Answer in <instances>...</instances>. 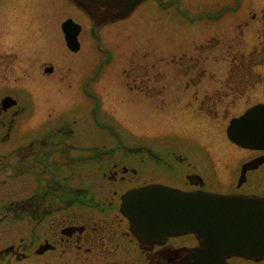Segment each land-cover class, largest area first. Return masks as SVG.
Wrapping results in <instances>:
<instances>
[{
  "label": "rangeland",
  "instance_id": "rangeland-1",
  "mask_svg": "<svg viewBox=\"0 0 264 264\" xmlns=\"http://www.w3.org/2000/svg\"><path fill=\"white\" fill-rule=\"evenodd\" d=\"M65 17L58 14L57 26L49 29L45 53L57 63L73 62L71 86L67 79L47 87L41 83H52L36 82L35 92L22 97L23 103L29 104L28 110L16 119L10 139L5 142L2 137H7L11 125H0V246L19 243L23 234L22 226H12V219L24 217V210L6 207V202L13 199L10 190L23 186L22 182H7L13 168L8 161L13 159V151L26 142L40 147L45 132L52 129L56 134L59 126L74 129L79 155H107L113 150L108 156L112 158L110 164L118 158L134 163L143 157V166L150 175L155 169L171 170L174 180L180 181L194 170L205 177L208 188L236 190L241 164L249 152L231 143L226 126L232 116L241 114L252 103L247 95L251 87L249 69L252 63L264 62V0H145L127 17L105 24L97 32L85 31L77 52H70L65 43L60 28ZM78 17L87 20L81 13ZM10 35L8 29H0L3 53L15 52ZM145 51L149 54L141 56ZM10 58L6 54L4 60ZM138 60L150 69L145 77L151 78L152 85L159 86L154 77L161 79V84L168 74H173V95H179L178 90H188L180 76L199 72L204 81L199 89L231 91L217 115L221 125H209L213 117L193 113L192 107L183 108L191 97L178 103L182 108L163 111L155 105L162 98L166 100V91L153 99L152 95L146 98L131 89L136 76L133 65ZM188 62L191 71L184 66ZM258 70L264 73V63L258 65ZM194 89L196 86L191 85L190 90ZM8 90L11 88L0 84V97ZM241 91L245 94L236 104ZM258 91L251 98L264 97V87ZM106 155L102 159L108 158ZM20 159L17 156L12 161L22 166ZM87 164L80 162L79 168L85 170ZM97 164L95 160L92 168L99 169ZM242 190L264 192L261 170L249 173ZM85 210L79 207V211ZM13 227L18 236L12 240ZM12 259L14 264H28L25 258ZM0 264L4 263L0 260Z\"/></svg>",
  "mask_w": 264,
  "mask_h": 264
},
{
  "label": "flooded vegetation",
  "instance_id": "flooded-vegetation-1",
  "mask_svg": "<svg viewBox=\"0 0 264 264\" xmlns=\"http://www.w3.org/2000/svg\"><path fill=\"white\" fill-rule=\"evenodd\" d=\"M62 13L66 15L61 22L62 32V23L69 18L82 25L78 35L80 43L85 31L97 32L105 25L95 28L93 20L74 0H0V23L4 25H0V29L10 31L11 44L15 48L12 53L0 51V80L3 81L0 84L2 88H11L0 97V125H11L6 132L7 137H2V142L10 139L12 125L28 110V103H23L22 97L30 91L35 92V87L38 86L36 82L52 83H41V86L47 87L54 85L59 79H67L71 86L73 62L57 63L45 53L49 29L57 26L58 14ZM79 13L87 16V20L79 19ZM65 43L67 45L66 39ZM67 48L70 52L81 49L80 47L74 51L68 45ZM6 54L12 57L9 61L4 60ZM148 54V51H145L141 56ZM21 55L23 57H20ZM263 63H252L249 69L251 87L247 95L252 103L247 108L264 103V97L251 98L256 92L258 94L260 87H264V73L258 70V65ZM143 64L138 60L133 65L136 76L135 86H130L131 89L135 88L133 90L141 96L145 94L146 98L152 95L153 99L166 91V100L162 98L155 105L163 111H173L181 106L178 104L180 101L191 97V101L183 105V108L192 107L195 109L193 113L213 117L214 122L209 125H221L220 121H217L220 120L217 115L221 113V104L230 96L231 91L199 89L204 82L199 72L180 76L188 90H178L180 94L173 95L176 93L172 89L176 86L172 82L174 75L168 74L161 84V79L154 77L153 81H158L159 86L152 85L151 78L145 77L150 69ZM187 64L189 65L184 66L191 71V63ZM255 69L258 73H255ZM232 77L234 78V75ZM191 85L197 89L191 91ZM20 86L25 87L24 90H21ZM160 86L163 87L158 89ZM244 94H238L236 104ZM175 97L178 101L173 99ZM49 132H45L44 137L40 139V147H36L35 142H26L13 151L16 153H13V159L8 161L13 168L8 173L7 182H22L23 186L10 190L9 194L13 199L6 202V207L23 209L24 217L12 219V226H22L23 234L19 237V243L14 241L0 246L2 263L14 264L12 257H16L18 261L25 258L28 264H191V252L201 246V239L194 233L169 235L156 240L139 238L131 230L130 220L121 211L122 195L132 188L152 183H163L183 190H213L205 186L203 175L192 170L182 177L183 181H175L171 170L168 172L155 169L154 175H150L143 166V157L134 163L118 158L110 164L112 158L108 156L113 150H109L107 155H79L78 142L73 137L75 131L69 125L56 128V134L52 129ZM62 133L64 138L60 137ZM229 140L248 151L249 157L241 164L236 184L238 190L225 192L264 196V192L242 190L243 185L249 181L251 171L261 170L264 174V149L243 147L230 138ZM105 155L108 158L102 159ZM17 156L21 158L19 161L23 162L22 166L12 161ZM95 160L99 161V169L92 168ZM80 162H87L85 166L88 168L80 169ZM246 163L249 165L243 180H240L243 165ZM80 206L87 210L79 211ZM10 236L12 240L17 238L18 230L15 227ZM263 261L264 259L231 255L225 258L224 264H260Z\"/></svg>",
  "mask_w": 264,
  "mask_h": 264
},
{
  "label": "water",
  "instance_id": "water-1",
  "mask_svg": "<svg viewBox=\"0 0 264 264\" xmlns=\"http://www.w3.org/2000/svg\"><path fill=\"white\" fill-rule=\"evenodd\" d=\"M74 1L98 27L128 16L143 0ZM62 27L68 46L78 50L81 25L69 18ZM228 136L243 147L264 149V103L234 116L228 125ZM248 165H243L240 180ZM121 211L130 220L131 230L145 240L196 234L201 246L191 252V264H224L231 255L264 258V196L183 190L152 183L125 192Z\"/></svg>",
  "mask_w": 264,
  "mask_h": 264
}]
</instances>
